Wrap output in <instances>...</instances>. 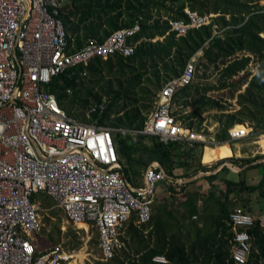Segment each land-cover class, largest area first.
Returning <instances> with one entry per match:
<instances>
[{
  "label": "built area",
  "instance_id": "obj_1",
  "mask_svg": "<svg viewBox=\"0 0 264 264\" xmlns=\"http://www.w3.org/2000/svg\"><path fill=\"white\" fill-rule=\"evenodd\" d=\"M63 1L0 0V264L69 262L72 255L60 242L38 247L35 236L43 227L44 214L48 215L41 195L61 210L65 223L85 232L90 228L96 231L99 254L92 264L108 262L126 248L122 237L131 220L137 227L150 221L157 184L171 181L170 176L152 160L142 171V183L132 185L122 171L113 132L132 140L137 134L156 136L164 143L180 142L187 148L197 143L203 148L221 143L211 140L204 122L190 125L174 112L180 103L172 100L173 95L179 87L193 82L196 55H202V48L177 76L160 87L141 129L87 123L69 115L46 90L51 79L81 68L76 81L84 80L88 74L85 65L92 59L132 55L138 41L131 38L139 31V24L117 29L103 41L88 37L75 49L59 18ZM259 3L264 5V0ZM183 11L185 19L167 20V33L179 37L209 25L211 36L203 45L207 47L212 37L229 27L216 21L220 13L201 14L188 7ZM259 35L264 38V31ZM235 55L250 57V68L247 65L237 74L248 71L250 79L258 66L254 55L247 51ZM107 101L103 96L90 104L86 116L102 112ZM237 104L235 99L236 109ZM237 124L244 127L236 128ZM227 131L232 142L250 139L255 148L251 157L258 155V161L264 162V131L254 130L247 121L236 122ZM227 224L232 231L230 258L234 264H245L253 240L249 229L257 226L264 235V212L237 207L229 212ZM151 261L170 264L160 254Z\"/></svg>",
  "mask_w": 264,
  "mask_h": 264
},
{
  "label": "trees",
  "instance_id": "obj_2",
  "mask_svg": "<svg viewBox=\"0 0 264 264\" xmlns=\"http://www.w3.org/2000/svg\"><path fill=\"white\" fill-rule=\"evenodd\" d=\"M184 7L201 14L220 13L216 21L229 27L220 36L212 37L207 47L203 45L211 36L209 25L190 29L179 37L173 32L167 33L169 18H186ZM162 8L166 11L161 14L159 10ZM59 18L68 42L72 41L75 49L88 37L103 41L117 29L139 24V31L131 38L138 41L132 55L115 54L107 59H92L85 65L88 74L84 80L88 78L87 83L76 81L81 68L62 72L51 79L46 90L55 95L69 115L83 116V111L90 104L106 96V107L100 113H92L90 123L141 129L150 112L153 90H159L168 79L177 76L197 50L203 49L199 64L221 60V81L229 80L246 69L250 57L238 58L235 54L247 51L255 56L258 66L250 79V72L245 71L235 81V89L247 83L245 90L237 94L238 110L223 112L226 107L217 100L204 95L197 98L199 86L193 82L179 87L172 100L187 106L197 105L191 112L179 115L190 125L203 110H220V126L215 135L219 142H232L227 129L236 122L247 121L254 130L264 131V38L259 35L264 31V5L259 0H65L59 8ZM114 140L122 171L132 185H136L135 181L142 177L140 170L152 160H157L167 175L176 179L179 176L174 171L179 168L184 170V178L195 175L199 170L205 171L204 167L200 169L197 166L191 174L187 173L195 160L200 161L201 154L206 160H214L220 153L223 156L229 154L228 143H224L222 149L218 148L219 144L206 149L202 143H197L194 148H182L180 142L164 143L156 136L146 134H137L132 140L118 132ZM245 168L238 171L235 180L223 178L222 194L209 193L202 207L197 205V193L184 195L182 205L185 210L180 218L163 204L151 214L147 224L137 227L131 220L122 237L126 248L110 261H97L96 264H154L151 258L158 254L164 255L170 264H234L230 258L232 231L227 224L229 212L237 207L252 211V193L264 198V175L256 184H247ZM216 177V174L207 176L210 180ZM171 191L175 192V189L168 183L167 194ZM41 198L43 208L51 206L48 196L41 195ZM193 215H199L202 222L192 219ZM55 228L58 231L57 225ZM145 229H148L146 233L143 232ZM70 232L74 237L69 248L74 249L80 241L74 230L69 229L66 235ZM249 232L253 240L245 264H264V235L257 226ZM48 239L45 244L37 243L38 247L44 248L59 240H54L51 233Z\"/></svg>",
  "mask_w": 264,
  "mask_h": 264
},
{
  "label": "rangeland",
  "instance_id": "obj_3",
  "mask_svg": "<svg viewBox=\"0 0 264 264\" xmlns=\"http://www.w3.org/2000/svg\"><path fill=\"white\" fill-rule=\"evenodd\" d=\"M65 1V0H64ZM167 8V5L165 9ZM162 8L159 10L162 13H164L166 10ZM156 11V9H154ZM154 11V12H155ZM201 55H196V60H197V69H196V74L195 78L193 80V83L198 84V96L197 98L204 95L206 97H210L214 100H217L220 104H223L226 109L223 112H234L238 109L235 108L234 105V100L237 99V94L243 92L246 88L247 83H243L239 86L238 89L236 88L235 81L238 80V78L242 75H236L232 77L229 80L226 81H221L219 80L220 77V69L222 67L221 65V60H218L212 64H199V58ZM255 58L254 56V59ZM249 65V64H248ZM250 68V65L248 66ZM88 78H86L84 81L87 83ZM154 93L151 94V98L154 101V99L157 96L158 90L154 89ZM153 101L150 107V110L153 105ZM238 103V102H237ZM238 105V104H237ZM197 105H183L181 102L180 104H176L174 106V112L179 115H184L188 112H191ZM80 112V111H78ZM186 112V113H184ZM221 111L218 110L217 108H209L207 110H203L202 113L194 118L192 122L196 125L197 122H199L200 119L201 122L205 123V131L208 135L211 136V140H217L215 135L218 130L219 122L218 118L220 115ZM75 117V116H74ZM77 118V117H76ZM79 120H82L84 122H90L89 119L90 117H87L85 114V110L83 111V116L77 118ZM200 122V123H201ZM243 126L242 124H237L236 128H240ZM113 135H115V132H113ZM148 141V140H147ZM250 139H245V140H238L235 142H231L230 145L232 147L233 153L236 156V161L233 162L234 164L233 167H245L244 173L246 176V179L249 180L247 181L248 184H253L250 183V181L254 182L256 181L263 173H264V162H259L260 157H251L252 153L254 152V145L250 143ZM224 143H228L227 141L219 143L218 148L222 149ZM180 147L184 148L186 147L183 143H180ZM216 144H208V146L205 145L204 148H210L213 149ZM230 145L228 143V151L229 154H226L223 156V154H218L216 156V159H221L227 156H230L232 153ZM250 160V161H245V160ZM213 159H205L204 155L201 156V161L202 162H210L214 161ZM230 160V159H229ZM197 161L199 159L195 160L194 165L192 166L193 168L188 169L187 173H192L193 170L197 167ZM241 163L243 164L242 166ZM214 165V164H213ZM212 165V166H213ZM142 169V168H141ZM141 175H142V171ZM174 174L178 177L177 179L172 178L170 176L171 181L165 180L164 182H160L157 184L156 187V198L154 200V203L152 204V213H154L159 205L165 204L167 209H171L174 215H176L178 218L182 216V211L185 210L184 206L182 205V201L184 199V195L187 192H190L188 189V184H191V187L193 188L194 185L193 183L195 182L196 178L193 180H190V183L186 181V178H184V171H174ZM234 177L237 176V174L232 173ZM195 176V175H194ZM194 176H191V178H194ZM183 177V178H182ZM197 177V176H195ZM188 178V177H187ZM136 185H140L142 183V177H139L135 181ZM168 183H170L174 189L175 192L171 191L170 194H166L168 192ZM189 187V188H191ZM223 185L218 182L215 187L212 189V191L215 193L216 196H219L222 194V188ZM178 194V195H176ZM251 201L252 202L250 205L252 207L253 212H262L264 211V198H261L257 193H252L250 195ZM52 201V200H51ZM53 202L51 206L48 207V211H46L47 214H44L43 216V227L41 231L35 236L36 242L45 244L48 242L49 234L51 233L53 236V239H59L58 242L62 243L63 248L68 251L72 256L70 257L69 262L66 264H92L93 261L95 260V257L98 256V247H97V234L96 231L93 228H90L88 232H85L83 229H78L71 224H67L64 222L63 214L59 208L52 207ZM202 204L200 205V207ZM255 210V211H254ZM168 217V216H165ZM169 218V217H168ZM166 218V219H168ZM197 222H202V218L197 215L196 219ZM58 226V232L55 226ZM64 225L65 229H62V226ZM69 229L74 230V235L77 236L78 240L80 241L79 245L77 248L70 249L69 248V242H71L73 236V232H70L69 235H66V232H69ZM125 231V230H124ZM148 229L143 230L144 233H146ZM125 233H123L124 237ZM77 254H81V257H78ZM77 255V256H76Z\"/></svg>",
  "mask_w": 264,
  "mask_h": 264
},
{
  "label": "crops",
  "instance_id": "obj_4",
  "mask_svg": "<svg viewBox=\"0 0 264 264\" xmlns=\"http://www.w3.org/2000/svg\"><path fill=\"white\" fill-rule=\"evenodd\" d=\"M229 145H230V143H229ZM230 148H231V151H232V153H231L232 155L224 157V159L223 158L222 159H217V160L205 163V162L201 161V157H200V161H199L200 165H198L199 163L197 161V166H199L200 169H201V167H204L203 169H205V171L199 170L198 173L195 174V176H197V177H195L193 175L194 178H191V177L186 178V181L189 182V183H190V180H192V179L194 180L196 178L195 182L193 183V185H194L193 188L191 187V184L187 185L188 189L190 191V192H187V193L188 194L189 193H191V194L192 193H197V200H198L197 201V205L199 207H200L201 204H202V206H203V204H205L204 203L205 199L209 196V193L213 192L212 189L215 187V185L218 182H220V184H222L221 183L222 179L225 178V177L233 179V180L237 179L238 178V171H239L237 169L241 170V169L246 167V166L245 167L242 166V167H238V168L237 167H233L232 164H234L233 162L236 161L235 158H236L237 155H234L231 145H230ZM202 153H203V150H202ZM201 156H202V154H201ZM219 161H221V163L218 164ZM176 171L183 172L184 170L179 168V169H176ZM232 173H234V174L236 173L237 176L234 177V175ZM209 174H216L217 177L214 180H210L209 178H207V176ZM244 175H245V173H244ZM263 175H264V173L256 181H254V182L250 181V183L256 184L261 179V177ZM247 181H249V180L246 179V182ZM134 186H138V185H134ZM189 187H191V188H189ZM221 189H223V187ZM166 194H167V192H166ZM214 195H215V193H214ZM250 212H253V211H250ZM262 212H264V211H262Z\"/></svg>",
  "mask_w": 264,
  "mask_h": 264
},
{
  "label": "bare ground",
  "instance_id": "obj_5",
  "mask_svg": "<svg viewBox=\"0 0 264 264\" xmlns=\"http://www.w3.org/2000/svg\"><path fill=\"white\" fill-rule=\"evenodd\" d=\"M262 143L264 144V137L262 138ZM232 154H230V156H231ZM99 254V253H98ZM78 255V257H81V254H77ZM76 255V256H77Z\"/></svg>",
  "mask_w": 264,
  "mask_h": 264
},
{
  "label": "water",
  "instance_id": "obj_6",
  "mask_svg": "<svg viewBox=\"0 0 264 264\" xmlns=\"http://www.w3.org/2000/svg\"><path fill=\"white\" fill-rule=\"evenodd\" d=\"M237 170H240V169H237Z\"/></svg>",
  "mask_w": 264,
  "mask_h": 264
}]
</instances>
